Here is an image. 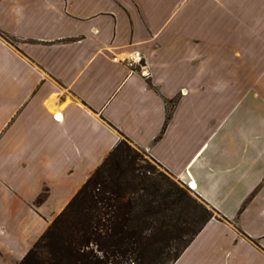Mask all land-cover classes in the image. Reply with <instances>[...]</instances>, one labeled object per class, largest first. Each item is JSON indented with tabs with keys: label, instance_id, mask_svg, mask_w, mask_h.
<instances>
[{
	"label": "crops",
	"instance_id": "crops-1",
	"mask_svg": "<svg viewBox=\"0 0 264 264\" xmlns=\"http://www.w3.org/2000/svg\"><path fill=\"white\" fill-rule=\"evenodd\" d=\"M0 33V264L121 140L215 214L173 264H264V0H0Z\"/></svg>",
	"mask_w": 264,
	"mask_h": 264
},
{
	"label": "trees",
	"instance_id": "trees-1",
	"mask_svg": "<svg viewBox=\"0 0 264 264\" xmlns=\"http://www.w3.org/2000/svg\"><path fill=\"white\" fill-rule=\"evenodd\" d=\"M127 143L121 140L115 146L18 264L137 262L149 252L157 253L156 245L168 235L180 243L170 264L179 258L214 212L204 210L192 227L188 219L180 220L181 196H191L166 171L167 176L159 177L134 167L132 184L119 181L112 171L117 155L128 156Z\"/></svg>",
	"mask_w": 264,
	"mask_h": 264
},
{
	"label": "rangeland",
	"instance_id": "rangeland-1",
	"mask_svg": "<svg viewBox=\"0 0 264 264\" xmlns=\"http://www.w3.org/2000/svg\"><path fill=\"white\" fill-rule=\"evenodd\" d=\"M127 145L130 147V149L127 150V153L131 159V162L128 156L119 154L116 157L118 160L116 167L112 171V175L118 177L119 181H121L122 183L126 182L132 184L133 180L131 175L134 167L149 170L151 173L159 177L160 174H167L146 153L133 147L129 142L127 143ZM174 181L176 180L174 179ZM176 183L191 196V199L186 198L184 195L181 196L182 202L180 204L179 212L180 220L188 219L189 226L192 227L194 223H196V221L200 218V216L204 214V210L213 213L211 211V208L208 207L205 203H203V201L187 186L180 184L178 181H176ZM214 215L215 214L213 213V216ZM162 231H167V228L164 227ZM179 245L180 243L178 242V239H174L172 236L168 235L167 238H165L161 243L156 245L157 248L159 247V249L155 250V252L157 253H154L153 251L149 252L140 261L125 264H170L172 253L174 252L176 247H179ZM159 252L160 255H158Z\"/></svg>",
	"mask_w": 264,
	"mask_h": 264
},
{
	"label": "built area",
	"instance_id": "built-area-1",
	"mask_svg": "<svg viewBox=\"0 0 264 264\" xmlns=\"http://www.w3.org/2000/svg\"><path fill=\"white\" fill-rule=\"evenodd\" d=\"M113 60L116 62L123 63L131 73L139 72L143 77H149V72L146 68L145 61L140 52L138 51H133L120 59L114 57Z\"/></svg>",
	"mask_w": 264,
	"mask_h": 264
},
{
	"label": "bare ground",
	"instance_id": "bare-ground-1",
	"mask_svg": "<svg viewBox=\"0 0 264 264\" xmlns=\"http://www.w3.org/2000/svg\"><path fill=\"white\" fill-rule=\"evenodd\" d=\"M192 187V186H191ZM194 187H192V189H193Z\"/></svg>",
	"mask_w": 264,
	"mask_h": 264
}]
</instances>
